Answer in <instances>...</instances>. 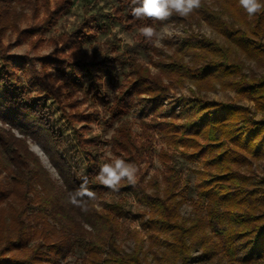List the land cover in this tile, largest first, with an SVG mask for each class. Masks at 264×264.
<instances>
[{
    "label": "trees",
    "instance_id": "16d2710c",
    "mask_svg": "<svg viewBox=\"0 0 264 264\" xmlns=\"http://www.w3.org/2000/svg\"><path fill=\"white\" fill-rule=\"evenodd\" d=\"M210 1L218 10H209L203 0L193 14L208 22L226 44L188 37L179 52L181 56L190 53L189 61L184 65L180 60L167 69L168 84L139 75L112 114L124 111V98L131 97L130 93L154 94L147 110L153 111L155 105L160 111L169 100L168 90L184 82L198 93L217 87L231 90L252 103L253 109L209 101L194 92L166 108L163 116L171 120L164 126L173 133L171 142L191 150V159H199L201 178L186 216L181 215L186 200L180 172L170 163L172 157L163 163V185L157 180L145 186L126 182L120 187L132 191L145 208V249L142 239L134 238L130 252L117 243L121 203L97 209L90 201L84 212L68 202L84 177L56 151L57 135L38 106L27 103L16 87L7 86L15 74L0 77V123L24 136L28 131L37 133L34 139L46 149L60 182L50 178L23 140L0 128V264H60L75 250L82 253L79 264H264V178L241 172L253 161L264 159V76L247 75L239 58L264 67V12L249 19L238 0ZM0 61L7 69L4 53ZM66 69L74 73L72 65L64 64L60 70ZM17 70L25 73V64ZM37 90L50 94L44 87ZM117 134L127 138L128 129ZM88 187L94 190L90 182Z\"/></svg>",
    "mask_w": 264,
    "mask_h": 264
},
{
    "label": "rangeland",
    "instance_id": "374dc122",
    "mask_svg": "<svg viewBox=\"0 0 264 264\" xmlns=\"http://www.w3.org/2000/svg\"><path fill=\"white\" fill-rule=\"evenodd\" d=\"M204 2L209 10H218L212 1ZM132 7L131 0H0V53H4L8 62L6 69L0 61V77L15 74L11 81H6L7 86L16 87L27 103L38 106L43 119L57 135L56 151L63 154L78 176L87 177L94 187L96 208H105L113 202L122 204L117 243L126 252L132 250L134 238L144 240V249L147 246V233L142 225L145 208L132 191L112 192L95 182L100 165L109 162L106 153L111 151L114 156L136 163L139 167L136 185L141 186L157 180L163 185V163L172 157L170 163L180 172L181 192L186 200L181 215L186 216L191 210L190 202L196 200L202 166L199 159L189 157L191 150L172 144L173 133L164 126L171 120L163 116L166 108L194 92L209 101L253 109L252 103L239 99L231 90L217 87L198 93L192 84L184 82L181 87L168 90L169 100L162 103L160 111L155 105L153 111L147 110L154 94L130 93L131 97L124 98L127 106L122 105L124 111L112 114L118 100L124 97V92L129 93L127 89L139 75L168 84L164 76L167 69L180 60L184 65L189 61L190 53L181 56L179 52L188 37L197 35L226 44L221 34L195 14L186 18L174 15L166 21L137 20L132 16ZM165 24L175 31L163 41L162 48L152 46L137 31L139 26L152 25L159 29ZM121 33L132 41L131 45L125 43ZM239 58L247 75L264 76V67ZM21 64L26 66L25 73L17 70ZM64 64L72 65L74 73L60 70ZM40 87L50 94L38 93ZM174 108L178 109L176 105ZM0 128L23 140L50 178L60 183L46 149L34 139L37 133L28 131L24 136L1 123ZM124 128L128 129L127 138L117 134ZM109 131L115 133L110 141L104 139ZM121 143L125 147H120ZM241 172L264 178V159L253 161ZM124 184L126 181L121 186ZM81 257V251L75 250L60 264H79Z\"/></svg>",
    "mask_w": 264,
    "mask_h": 264
},
{
    "label": "clouds",
    "instance_id": "9594fccd",
    "mask_svg": "<svg viewBox=\"0 0 264 264\" xmlns=\"http://www.w3.org/2000/svg\"><path fill=\"white\" fill-rule=\"evenodd\" d=\"M131 3L134 5L131 13L135 19H152L154 21H166L174 15L186 18L203 6V0H131ZM238 3L249 19L264 12V0H238ZM137 31L152 46L162 48L164 47L163 41L171 38L175 29L167 24L159 29L152 25H143L139 26ZM120 35L124 38L125 43L132 44V41L123 33ZM49 71H52V69H49ZM114 135V131H109L104 139L110 141ZM106 155L109 162L100 165L99 172L94 177L95 182L112 192H118L121 183L124 181L128 185L135 186L139 173L138 165L119 156H114L111 151H108ZM88 184V178H82L80 187L75 193L70 194L68 201L84 212L89 210L90 201H96V193L88 187Z\"/></svg>",
    "mask_w": 264,
    "mask_h": 264
}]
</instances>
